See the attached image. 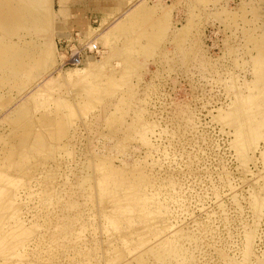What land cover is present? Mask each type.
<instances>
[{
	"label": "rangeland",
	"instance_id": "obj_1",
	"mask_svg": "<svg viewBox=\"0 0 264 264\" xmlns=\"http://www.w3.org/2000/svg\"><path fill=\"white\" fill-rule=\"evenodd\" d=\"M138 1L131 0L124 12L103 20L106 14L98 10L102 0H79L70 2L69 17H58L67 24L64 32L72 34L68 40L77 34L76 38L82 37L76 43L81 47L97 42L99 50L95 56L102 65L98 69L105 76L116 72L114 76L119 79H113L122 82L120 76L127 65L119 57L137 55L135 59L139 60L127 70V80L124 79L134 93L124 92L126 85L119 86L115 89L116 97L105 93V99L84 110L73 99L82 89L76 79L81 73L62 76L63 71L82 65L63 67V52L57 43L61 61L53 73L45 74L20 96L17 92L10 94L9 105L0 106V157L20 143L22 131L8 121V115L29 100L35 105V116L41 112L53 114L59 109L57 117L75 125L70 132L67 130L69 138L59 142L62 146L49 136L42 151L34 150L32 145L31 149L24 148L22 169H11L6 173H12L0 177V264L134 263L138 253L150 249L149 253L161 243L177 244L187 251L184 264H264V138L258 140L256 147L254 144L244 150L240 138L237 140L235 117L237 94L255 89V96L264 95V62L256 66L255 51L252 58L245 51V45H251L245 41L248 33L257 38L260 34L259 39H264V0H206L198 4L195 0H148L151 5L161 2L173 8L172 24L177 32L187 23L193 6L201 16L199 31L186 43V56L176 53L174 44L167 40L149 58L138 51L139 38L133 37L136 33L128 35L130 38L108 34L115 23L126 17L125 10ZM60 8L59 0H53V9L57 12ZM88 27L90 33L86 31ZM84 31L88 33L85 35ZM55 39L60 37L56 35ZM119 45L121 50L113 55V49ZM254 68H263V77L256 80ZM64 77L69 81L67 85L62 82ZM41 90L46 92L38 98ZM64 99L75 102V111L68 113ZM118 101L127 102L129 108L122 117L124 122L120 120L123 125L112 134L108 131L111 124L116 118L119 122L122 116ZM261 104L258 106L264 122ZM132 124L139 127L135 130ZM129 126L134 131L126 137L125 127ZM262 133L264 126L263 137ZM100 162L107 170L99 169ZM106 172H114L120 184L104 176ZM101 174L106 184L103 189L107 191L101 189ZM129 177H134V181L129 180L135 185L133 190L147 204L144 211L134 209L130 204L133 199H129L132 195H126ZM7 189L12 191L11 195ZM94 197L98 203L93 201ZM71 198L83 202L82 206L78 204L81 219L78 215L76 219L85 231L80 236L78 227L73 240L70 233L66 238L57 234L64 225V216L75 219L76 211L68 209H72ZM256 199L262 203V210L253 205ZM60 210L65 211L64 216ZM54 234L58 238H53ZM251 235L248 247L247 238ZM148 253L150 264H177L161 263Z\"/></svg>",
	"mask_w": 264,
	"mask_h": 264
},
{
	"label": "bare ground",
	"instance_id": "obj_2",
	"mask_svg": "<svg viewBox=\"0 0 264 264\" xmlns=\"http://www.w3.org/2000/svg\"><path fill=\"white\" fill-rule=\"evenodd\" d=\"M75 1L79 2V0H59V2L61 4V8L59 11L56 12V10L53 9V0H0V106L2 105L4 108L7 105H9L10 94L17 92L16 93L17 96H20L19 94H21V93L23 94L27 90H29L32 87V85H34L38 80H40L45 74L53 73L52 70L56 69L58 61H59V59L61 61V58L59 55H57V43L59 40L57 41L55 39V36L57 35L58 37H60V40H62V38L66 39V40H68L69 38H72L71 32H68V31L64 32L65 28L67 27V24L64 21L59 20L58 17L60 15H64V16L69 17V15H71V8H70L69 4H70V2H75ZM158 1H160V0H158ZM215 1H218V0H215ZM129 2H131V0H102L103 4L99 6L98 10L102 11L106 14L105 18L103 19V20H105L108 18V16L111 17L112 14L116 15V13H119L120 11L124 12V9L126 8V5L129 4ZM203 2H206V0H195L196 4L203 3ZM193 3H194V1H193ZM152 5L148 4V0H145V1L140 0L138 2H135L132 7L130 6L131 8L129 7L130 9L125 10V12L127 13L126 17L124 19H121V20L119 19L120 21L117 20L118 22L115 23L112 28H110V30L108 31V34H114V35L124 34L126 36H128V35L130 36V34H131V36H132L133 33H136L135 35L133 34V37L139 38V40H138V44H139L138 51L141 53V55L144 54L148 58L152 54H153L152 56H154V53L160 51L161 48L163 47L164 43L167 40H170V42L174 44V46H175L174 51L176 53H177V51H179V52L185 54V56H186V53L188 51V50H186V43H187V41H189L190 38H193V36L196 34V32L199 31V26L201 24V16L196 11V6H193L191 8L190 18L188 19L187 23L183 26V28L181 30L179 29L177 32V30L175 28L173 29L174 26L172 24L173 23L172 22L173 8L162 5L161 2L154 3ZM197 7H198V5H197ZM251 7L253 10H257V6L252 5ZM198 8L201 11V7H198ZM245 8H246V6H244V9ZM68 11H69V13H68ZM122 16H124V15H122ZM243 17H245V15H243ZM255 17H256V14H255ZM89 30H91V27H88L86 31H88L90 33ZM86 31H84V32H86ZM249 31H251V30H249ZM88 32H86L85 35ZM92 32H94V31H92ZM246 33H248V32L246 31ZM248 34L249 35H247L248 37L246 38L245 41H246V43H250L251 45L247 46V44H246L245 45V47H246L245 51H248L250 56H251V54H254V51H255V54H257V55H256V57L254 56L255 58H253V62L255 59V62H256L255 65L256 64L261 65V62H264L263 61L264 59H262V58H264V39L263 40L259 39L260 34L257 35V36H259L258 38L256 37V35H253L250 33H248ZM63 35L68 36V37H62ZM76 35L74 36V38L72 40L71 39L68 40L70 43L73 42L72 50H75L76 48L81 47L80 45H77L76 43H77V41L80 42L82 37L78 34L79 38H76ZM128 40H130V39H128ZM131 41H133V40H131ZM101 42L103 43V38L101 39ZM126 43H127V41H126ZM190 45H191V43H190ZM129 47H130V44H129ZM120 50H121V47L119 45V46H117L116 49H113L112 54L113 55L118 54ZM62 52H63V57H62L63 59L62 60L64 61L65 57L68 56L69 52H68V50L62 51ZM135 57L130 56V55L119 57L122 60L124 59L123 62L125 63V65H127L126 71L124 73H122V76H120L121 78H123L122 82H119V80L113 79L115 77L114 74L116 72L112 73L111 76H105L104 73L101 72L100 69H98V67H101L102 65H100L101 61H99V59H97V56H95L92 59L87 58L86 63L82 65V68H77V67L75 69L70 68V69H67V72H65V73L63 71L62 76H65L66 73H68V74L73 73V72H75V73L77 72V74L81 73L80 77H76V79L78 78L77 80H78L79 84L82 85L81 86L82 89L80 88L81 90L78 91V93H76L75 96H73L74 97L73 99H75L80 105H82V108H84V110H88L95 105L96 101L105 99V93L107 95H111L112 97H114L113 95H115V97H116L115 89L117 90V88L119 86L126 85L127 90L124 92H126L127 94H131L134 91L131 85L126 84L127 79H126L125 75L128 72L127 70H129V68H131L133 66L135 60L137 59V58L135 59ZM252 57L253 56H251V58ZM141 58H143V57H141ZM137 60H139V58ZM146 60H148V59H146ZM106 61H108V60L106 59ZM254 69H255V71H253V72H254V75H256L255 76L256 80H257V78L259 79V78L264 76L262 74L263 68L261 71L259 68H254ZM135 73H136V71H135ZM102 76H103V78H102ZM118 77L119 76H117L115 78H118ZM124 79H126V80H124ZM73 81H72V83H73ZM62 82L65 85H67L69 81L64 77ZM235 85H236V83H235ZM255 85L256 84H254L253 86H255ZM247 88H248V86H247ZM255 88L257 89V87H255ZM249 90H250L249 93L242 94V92H241V94H237L236 99H238V101H236V102H239V103L236 106L237 109L236 108L235 109L238 111V115L237 116H235L236 114L234 115L236 117L237 125H238L236 127V131H238V135H239V137L237 136L238 137L237 140H239V138H240L241 141L240 140L239 141L242 142L241 145L239 144L240 142H238L237 144L242 146V148L244 146V148H243L244 150L248 147L254 146V144L256 147V143H258V140H260V138H264L263 133H262L263 137L261 136V131H262V128L264 126L263 116H262L263 111L259 109V106H260L259 104H261L260 102H263V104H261V107H262V105L264 106V95H261V93L264 92V88H262V90H263L262 92L260 90V86L258 89L259 91L257 90L258 94L261 92L260 95L263 97H258V95L255 96V94L253 93V92H255V89L253 92L251 89H249ZM45 92L46 91H42V90L39 91L37 97L41 98V96H43ZM64 92L66 93V91H64ZM114 92H115V94H113ZM122 93H123V91H122ZM234 93H236V92L234 91ZM61 95H62V93H61ZM32 97H30V99H32ZM118 98H120V97H118ZM33 99H35V98H33ZM121 99H123V98H121ZM29 101H30V103H28V104L26 103L24 106H21L16 111L14 110L11 114L8 115V121L13 122L16 125V128L21 130L22 132L20 134V139H19L20 143L17 144L18 146L16 148L14 147L13 149L7 151L8 153H5L4 156L0 157V159H1L0 160V177H2V178L5 177L8 173H12L11 171L6 173V171H9L11 169L13 171H16L17 169H19L22 166V164H24V159H25V154H24V150H23L24 148H26L27 146L30 148L31 147L30 145H32L34 150L42 151V150H44L45 147H47V144L50 141L49 136L52 139H56L58 141L57 143L60 146H62V142L61 143H59V142L63 141L66 138H69V133L67 132V130H69V132H70V130L75 128L74 127L75 125L72 124V121H69V120L63 119V118L59 119L57 117L58 114H60L59 109L55 110L56 112L53 114L41 112L39 115L35 116L33 114V110L35 108V105L32 104L33 100L32 101L29 100ZM120 102L121 103H119V101H118L119 104H117V108L119 110H121L122 116L121 117L119 116V122H118V118H116L115 119L116 121H114V122L112 119V122H113L112 124L110 122V124H111L110 128H112V129H109L108 131L111 132L112 134L117 132L118 129L121 128V126L123 124H120V120L122 123L124 122L123 121L124 119H122V117L124 114H126V111L128 110L127 109L125 111V109L128 107L129 104L127 102L125 104H122V101H120ZM63 103H64L65 108H67L68 113L73 112L72 111L73 109L75 111V102H73V101L69 102L66 99H64ZM105 104H106V102H105ZM67 116L69 117V114H67ZM138 119H140V118H138ZM140 122H142V121H140ZM127 125H130V124H127ZM132 126L134 127L135 125L132 124ZM132 126H129L130 128L125 127L126 130L124 128L126 137L131 136V134H132L131 130H133L135 128V127L133 128ZM138 127H136V128H138ZM136 128H135V130H136ZM36 129H38V130L36 131ZM139 129H137V130H139ZM144 129H146V128H144ZM144 129H143V131H144ZM143 133H145V132H143ZM143 138H144V134H143ZM1 140H5V138L2 137ZM5 141H7V140H5ZM49 146L55 147L56 145L51 144ZM97 166L99 167V169L102 168L104 170H107V168H108L102 162L98 163ZM20 169H22V167ZM101 176H102V174H101ZM101 176L99 179L101 181V185H102L101 189L103 191L106 190V188L103 189L104 181H105L104 176H106L112 180L115 179V183L117 185L120 184V182H121L119 179H116L114 177V172H106L105 175L102 176L104 179ZM130 177H129L128 181L130 179H132L134 181L135 176L132 178H130ZM78 180H80V179H78ZM139 181H138V183H139ZM130 183H126L127 184L126 188L128 190V192H126L127 193L126 195H128V196H129V194L132 195V198H130L131 197L130 196L129 199H131V200L133 199V202L130 204L134 209L144 211L143 209L145 207L147 208V204H145L144 201L141 200V197L139 195H137V193H135V191L133 190L135 188V185L132 184L133 182L131 184ZM76 184H78V183H76ZM123 184H125V183H123ZM126 184H125V186H126ZM138 185H140V184H138ZM104 187H106V184ZM129 188H131V191H129ZM7 191H9L8 193H9V195H11L12 191L10 189H7ZM94 196H96V195L94 194ZM63 198L64 197H62V200H63ZM94 198H93V201L96 202L95 200H97V198H95V199ZM68 199H67V205L70 203V202L68 203ZM71 200H72V198H71ZM73 200H75V199H73ZM73 200L69 204L72 207V209H70L69 207H68V209L70 211L71 210L76 211L74 213L75 219H74V216L72 218L70 216L67 217V215L66 216L63 215L62 212H65L67 210V208L65 209V211L60 210L62 215L65 217V222L63 223L64 225L61 226L59 228V231L57 232L59 237L64 236V238H66L65 235L66 234L69 235V233H70L69 237L72 238L74 234L76 235V233H77L76 231H77L78 227L80 228L78 231L80 236L83 232L82 227L79 226V224H78L80 221L78 222V220H77L78 219L77 217L79 216L78 211H80V209H81V206H82L81 204L83 203L82 202L83 199L81 200V202H82L81 204L77 203L78 202L77 200H75V201H73ZM90 200H91V198H90ZM131 200L130 201L128 200V201L131 202ZM59 201H61V200H59ZM98 202H96V203H98ZM145 202L147 203V201H145ZM78 204H80L81 206ZM261 204L262 203L257 201V199L253 202V205L257 206L258 209L261 208ZM258 209H257V211H258ZM262 209L263 208H261V210ZM73 211H72V213H73ZM82 212H84V211H82ZM86 213H87V211H86ZM140 213H143V212H140ZM258 213H259V211H258ZM83 217H84V215H83ZM143 217H145V216L143 215ZM79 218H80V216H79ZM60 221L63 222V220H60ZM84 222H85V220H84ZM83 226H85V225H83ZM87 226H86V228H87ZM69 228H70V230H69ZM73 232H75V233H73ZM253 234H254V232H253ZM56 235L53 238H55ZM58 235H57V238H58ZM69 237H67V238H69ZM50 238H52V237H50ZM252 238H253L252 235L247 238L248 239V241H247L248 247L250 246V244L252 242ZM69 239H67V240H69ZM72 240H73V238H72ZM72 240L70 239V241H72ZM53 241H55V240L53 239ZM75 243H77V242H75ZM83 243H84V241H83ZM169 243H171V242H168V244ZM149 250H147V251L145 250V252L138 253L136 255L137 257L135 256V258H134V259H136V260H134L135 261L134 263L128 261L125 264H150L149 263L150 261L147 258V253ZM250 251H251V249H250ZM186 252H184L181 249V247L178 248L177 244L175 246L173 244L166 245V243H165V245H164V243L163 244L161 243L160 246L153 247L152 250L148 253V255H149V257H150V255L151 256L155 255L156 257H154V258L159 259L161 261V263L163 261H164V263H165V261H169V262L175 261V263L177 262V264H184V262H185L184 259L187 258ZM249 254H250V252H249ZM191 257H192V255H191ZM246 258H247V255H246ZM243 263H245V262H243Z\"/></svg>",
	"mask_w": 264,
	"mask_h": 264
},
{
	"label": "built area",
	"instance_id": "obj_3",
	"mask_svg": "<svg viewBox=\"0 0 264 264\" xmlns=\"http://www.w3.org/2000/svg\"><path fill=\"white\" fill-rule=\"evenodd\" d=\"M60 41L67 42L69 45L68 56L65 57L64 61H62L63 67L80 66L89 54H95V55L98 54L99 45L97 44V42H93L91 45L86 44L80 48H76L75 50H72L73 42L70 43L66 39H62Z\"/></svg>",
	"mask_w": 264,
	"mask_h": 264
},
{
	"label": "water",
	"instance_id": "obj_4",
	"mask_svg": "<svg viewBox=\"0 0 264 264\" xmlns=\"http://www.w3.org/2000/svg\"><path fill=\"white\" fill-rule=\"evenodd\" d=\"M62 37H68V36H62ZM62 39H64V38H62ZM68 43L67 42H62V41H60L59 40V42H58V48H59V50H61V51H67L68 50ZM85 54V53H84ZM95 57V54H89L88 55V59H92V58H94ZM86 63V61L84 60L83 61V63L81 64V65H83V64H85Z\"/></svg>",
	"mask_w": 264,
	"mask_h": 264
},
{
	"label": "crops",
	"instance_id": "obj_5",
	"mask_svg": "<svg viewBox=\"0 0 264 264\" xmlns=\"http://www.w3.org/2000/svg\"><path fill=\"white\" fill-rule=\"evenodd\" d=\"M78 12V11H77ZM80 15V14H79ZM75 24V23H74ZM75 27H77V26H75ZM75 29V28H74ZM77 29H79L80 31H83L82 29H80L79 27H77Z\"/></svg>",
	"mask_w": 264,
	"mask_h": 264
}]
</instances>
